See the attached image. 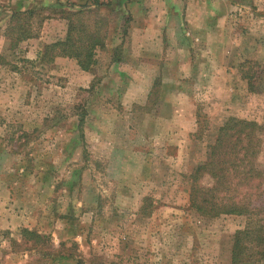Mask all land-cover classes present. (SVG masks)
Wrapping results in <instances>:
<instances>
[{"label": "rangeland", "instance_id": "374dc122", "mask_svg": "<svg viewBox=\"0 0 264 264\" xmlns=\"http://www.w3.org/2000/svg\"><path fill=\"white\" fill-rule=\"evenodd\" d=\"M63 4L0 0V264H75L59 259L72 244L84 264H232L235 232L248 219L200 216L188 176L228 117L261 125L264 175V0L102 9L105 47L90 72L72 59H39L65 35L66 22L50 15ZM29 7L39 10L33 36L11 48L9 16ZM39 16L50 18L38 26ZM122 39L121 62H111ZM254 192L264 218V176ZM21 229L49 244L31 249Z\"/></svg>", "mask_w": 264, "mask_h": 264}, {"label": "trees", "instance_id": "16d2710c", "mask_svg": "<svg viewBox=\"0 0 264 264\" xmlns=\"http://www.w3.org/2000/svg\"><path fill=\"white\" fill-rule=\"evenodd\" d=\"M129 1L115 0V6L125 10ZM112 4L111 0H64L63 5H58V10L55 7L50 9V15H57L66 22V31L63 38L56 39L42 48L38 55L40 61L53 64L55 58L62 57L74 60L84 72L92 71L96 64V52L105 47L107 33L106 19L98 16H101L102 9H109L111 12L118 10ZM38 11L29 7L25 11L10 14L5 33L10 37L11 48L33 36L31 23L32 19L39 15ZM125 14L123 19L124 23H127L129 18H124ZM92 17L95 19L90 21L89 18ZM47 18L50 17L39 16L38 26ZM125 25L122 27L123 35L127 27ZM122 44L123 39L113 49L111 62H121ZM157 85L155 82L153 86ZM249 88L253 91L251 84ZM83 123L84 117L80 116L78 126ZM204 129V126L198 124L194 133L197 140H202L201 136L204 137ZM261 129V125L254 121L228 117L214 129V139L208 146L204 160L188 176L190 207L200 216L217 218L221 215H236L246 216L248 219L245 228L235 232L231 252L232 264H240L251 258H257L252 264H264V248L256 256L245 254L247 249H259L264 246V218L260 217V211L253 205L254 195L260 196V193L254 191H258L264 176L257 164L262 147ZM206 131H209V128ZM80 135L82 137L81 133ZM204 176L210 180V184L206 186L198 184V180ZM18 238L29 244L31 249H39L49 244L45 235L27 229H21ZM75 247L76 245L72 244L68 252L60 255L59 259L74 258L75 264H84L80 258L74 256Z\"/></svg>", "mask_w": 264, "mask_h": 264}]
</instances>
